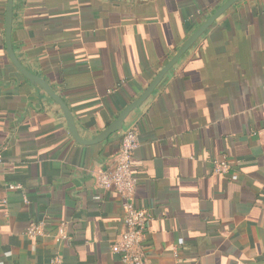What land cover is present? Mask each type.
<instances>
[{
  "label": "crops",
  "instance_id": "1",
  "mask_svg": "<svg viewBox=\"0 0 264 264\" xmlns=\"http://www.w3.org/2000/svg\"><path fill=\"white\" fill-rule=\"evenodd\" d=\"M228 0H14L21 63L103 132ZM0 0V264H122V199L98 185L135 129L146 264H264V0H240L167 73L123 131L72 138L59 106L14 71ZM227 158L237 180L215 174ZM16 186V188H11ZM46 237L29 239L35 222ZM64 224L65 238L60 235ZM59 226V227H58Z\"/></svg>",
  "mask_w": 264,
  "mask_h": 264
},
{
  "label": "built area",
  "instance_id": "2",
  "mask_svg": "<svg viewBox=\"0 0 264 264\" xmlns=\"http://www.w3.org/2000/svg\"><path fill=\"white\" fill-rule=\"evenodd\" d=\"M140 146L139 134L135 129L124 133L121 139L119 153L114 168L100 171L97 176L98 185L105 190H114L122 199L124 212V229L118 239L112 244V252L119 255L122 264H146L144 241L146 233L153 221L152 213L147 209H140L135 203L137 178L134 175L132 162L135 151ZM215 174L231 180H237L236 174H231V165L227 158L212 161ZM16 188V186H11ZM64 224L60 235L65 238ZM31 240L46 237V223L44 221L32 223L25 232ZM176 264H182L178 248L173 252ZM55 264H62V259L57 256Z\"/></svg>",
  "mask_w": 264,
  "mask_h": 264
},
{
  "label": "water",
  "instance_id": "3",
  "mask_svg": "<svg viewBox=\"0 0 264 264\" xmlns=\"http://www.w3.org/2000/svg\"><path fill=\"white\" fill-rule=\"evenodd\" d=\"M240 0H228L218 10L214 12L209 18L203 22L200 27L182 44L176 55L171 61L157 74L147 90L135 101L128 104L119 116L98 136L91 140H85L81 137L77 124L75 122L73 113L65 102V100L57 94L49 82L44 78L34 74L28 70L19 60L15 53L13 45V20H14V0H7L6 14H5V43L7 55L15 67V69L32 85L39 87L54 103H56L62 111L69 132L76 143L80 145H95L103 143L110 139L112 136L117 135L123 131L124 123L130 116V114L140 108L157 89L164 77L169 73L176 64L183 58L186 53L197 43V41L215 24V22L224 15L229 9L234 7Z\"/></svg>",
  "mask_w": 264,
  "mask_h": 264
},
{
  "label": "trees",
  "instance_id": "4",
  "mask_svg": "<svg viewBox=\"0 0 264 264\" xmlns=\"http://www.w3.org/2000/svg\"><path fill=\"white\" fill-rule=\"evenodd\" d=\"M11 63V62H10ZM12 64V63H11ZM13 68H14V66H13ZM14 71L16 72V74H18L19 76H21L22 78H24L15 68H14ZM47 220H44V222L46 223V224H48L47 222H46ZM39 222V221H38ZM38 222H35V223H38ZM59 227V226H58Z\"/></svg>",
  "mask_w": 264,
  "mask_h": 264
}]
</instances>
